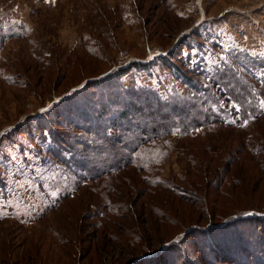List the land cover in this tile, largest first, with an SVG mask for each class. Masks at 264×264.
<instances>
[{"label": "rangeland", "instance_id": "374dc122", "mask_svg": "<svg viewBox=\"0 0 264 264\" xmlns=\"http://www.w3.org/2000/svg\"><path fill=\"white\" fill-rule=\"evenodd\" d=\"M46 1L0 0V264H125L176 233L188 237L194 224L238 211L264 217V151H252L264 145V118L244 131L218 126L159 143L166 154L152 177L129 168L74 192L50 153L56 143L42 140L34 120L86 82L180 45L172 59L188 76L228 47L264 55V0H199L201 13L194 0ZM156 59L123 80L162 97L183 93ZM47 114L41 123L67 142L75 131L64 111ZM218 165L225 177L216 189L203 173Z\"/></svg>", "mask_w": 264, "mask_h": 264}, {"label": "trees", "instance_id": "16d2710c", "mask_svg": "<svg viewBox=\"0 0 264 264\" xmlns=\"http://www.w3.org/2000/svg\"><path fill=\"white\" fill-rule=\"evenodd\" d=\"M182 47L166 57L155 58L183 86V93L173 88L162 97L153 86L126 84L123 77L132 68L151 71L153 58L145 63L131 62L101 79L90 80L44 114L34 116L44 126L41 128L46 133L42 140L47 134L56 143L50 147V153L68 171L64 172L69 184L73 181L72 192L84 182H101L129 168L152 177L159 158L163 159L166 154L162 155L161 147L156 146L159 143L172 147L176 139L218 126L244 131L264 118L261 108L264 55L228 47L224 49L223 59L206 61L188 76L182 74L184 71L172 59L182 54ZM178 61L183 65V59ZM57 109L61 114L64 111L63 118L75 131L66 138L67 142L61 140L64 135L50 132L41 123L48 120L47 113ZM246 120L247 125L242 126ZM253 145L252 151H264V145ZM64 146L71 148L67 157L62 153L66 151ZM223 171L218 165L203 175L217 189L225 177ZM154 182V185L169 187L168 181L155 179ZM63 192L64 199L65 189L60 193ZM245 214L238 211L205 226L194 224L187 232L188 237L174 240L181 232L176 233L170 241L155 249L145 248L141 255L125 264H264V217ZM97 223L100 226L102 222ZM188 243L193 250L185 248Z\"/></svg>", "mask_w": 264, "mask_h": 264}, {"label": "built area", "instance_id": "2783aa9c", "mask_svg": "<svg viewBox=\"0 0 264 264\" xmlns=\"http://www.w3.org/2000/svg\"><path fill=\"white\" fill-rule=\"evenodd\" d=\"M46 2H48V1H46ZM194 4H195V6L198 7V12L201 13L202 11H201V9H200L199 0H194ZM203 20H204V18L202 19V21H203ZM200 21H201V20H200ZM202 21H201V22H202ZM201 22H200V23H201ZM128 63H129V62H128Z\"/></svg>", "mask_w": 264, "mask_h": 264}, {"label": "snow or ice", "instance_id": "6c2138e0", "mask_svg": "<svg viewBox=\"0 0 264 264\" xmlns=\"http://www.w3.org/2000/svg\"><path fill=\"white\" fill-rule=\"evenodd\" d=\"M261 108L264 109V101H261ZM247 123H248V121L246 120V121L244 122V125H242V126H246Z\"/></svg>", "mask_w": 264, "mask_h": 264}, {"label": "water", "instance_id": "95a60500", "mask_svg": "<svg viewBox=\"0 0 264 264\" xmlns=\"http://www.w3.org/2000/svg\"><path fill=\"white\" fill-rule=\"evenodd\" d=\"M149 59H150V58H149ZM149 59H148V60H149ZM83 84H84V83H83ZM83 84H82V85H83ZM82 85H81V86H82ZM81 86H80V87H81ZM73 90H74V89H73ZM71 93H72V92H70L69 94H67L65 97L69 96ZM65 97H60V99H64ZM51 106H52V105H51Z\"/></svg>", "mask_w": 264, "mask_h": 264}, {"label": "bare ground", "instance_id": "6f19581e", "mask_svg": "<svg viewBox=\"0 0 264 264\" xmlns=\"http://www.w3.org/2000/svg\"><path fill=\"white\" fill-rule=\"evenodd\" d=\"M47 1H49V2H51V1L56 2V1H58V0H47ZM151 56H152V55H151ZM148 58H150V56H149Z\"/></svg>", "mask_w": 264, "mask_h": 264}]
</instances>
